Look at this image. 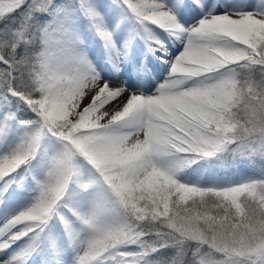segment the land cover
Returning a JSON list of instances; mask_svg holds the SVG:
<instances>
[{"label":"snow or ice","instance_id":"obj_1","mask_svg":"<svg viewBox=\"0 0 264 264\" xmlns=\"http://www.w3.org/2000/svg\"><path fill=\"white\" fill-rule=\"evenodd\" d=\"M0 264H264V0H0Z\"/></svg>","mask_w":264,"mask_h":264}]
</instances>
